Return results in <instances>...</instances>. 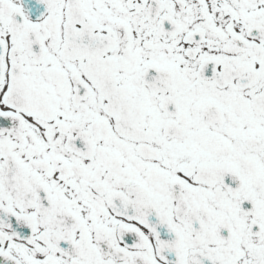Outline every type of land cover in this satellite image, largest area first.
I'll list each match as a JSON object with an SVG mask.
<instances>
[{"label": "snow or ice", "instance_id": "1", "mask_svg": "<svg viewBox=\"0 0 264 264\" xmlns=\"http://www.w3.org/2000/svg\"><path fill=\"white\" fill-rule=\"evenodd\" d=\"M0 264H264V0H0Z\"/></svg>", "mask_w": 264, "mask_h": 264}]
</instances>
